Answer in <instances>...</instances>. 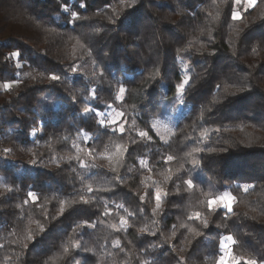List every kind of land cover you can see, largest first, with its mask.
<instances>
[{
    "label": "trees",
    "instance_id": "16d2710c",
    "mask_svg": "<svg viewBox=\"0 0 264 264\" xmlns=\"http://www.w3.org/2000/svg\"><path fill=\"white\" fill-rule=\"evenodd\" d=\"M80 3H86V10L75 7ZM68 4L88 19L65 23L70 14L66 17L58 11V0H0V82L23 81L11 92L0 89V149H13L6 160H0V185L13 189L0 195V245H4L0 247V264H45L46 260L52 264L50 258L70 239L73 228L83 221L101 220L103 223H97L94 229L79 228L72 240L95 248V254L74 253L68 264H113L114 260L122 264L125 258L126 264H181L182 256L183 264H214L220 239L229 234L237 240L233 249L237 254L264 256V0H257V6L236 21L231 18L232 0H143L135 11L120 13L127 15L122 25H109L105 17L112 15L111 7L104 11L106 4L119 8V0H68ZM76 37L92 52L76 48L79 67L73 73L75 40L71 38ZM182 48L187 51H177ZM17 50L20 60L5 62L8 54ZM17 63L22 65L19 69ZM156 66L161 68V76L146 81ZM101 70L106 79L97 83L92 73ZM49 73L61 76V80H49ZM184 75L191 82L180 103L174 85ZM117 80L128 89L124 101H114ZM248 86L250 91H237ZM89 89L96 91V99H85ZM73 96L77 97L75 103ZM214 100L223 103L213 107ZM109 103L127 113L123 134L100 129L97 117L84 113L87 107L105 111ZM201 111L206 123L199 120ZM133 118L138 129L156 120L161 135L174 131L175 136L167 145L155 133H150L152 142L140 140L128 128ZM216 127L220 131L206 143L218 151L204 153L203 167L191 170L185 153L202 145L188 142L186 137ZM78 134H86L88 141L77 140ZM132 140L137 143L131 144ZM74 142L96 150L94 158L81 157L89 165L107 163L101 157L105 145H111V150L114 143H129L130 147L125 163L113 173L103 167L81 168L65 159L77 154L72 148ZM33 153L39 158L36 165L29 163ZM167 155L176 159L164 163ZM141 160L148 167H141ZM149 168L153 169L151 173ZM169 169L179 177L176 182L188 179L191 170L197 187L176 196L175 183H161L168 197L163 201V215H153L155 185L146 178L151 175L162 181ZM87 184L112 191L88 194L95 197L93 202L77 204L62 217L51 219L59 210L60 200H79L86 194L82 189ZM243 184L254 187L245 193L238 187ZM145 185L150 186L149 198L141 202ZM225 189L237 197L233 215L225 218L223 210L206 213L207 229L199 221L187 220L191 211L199 210L204 192ZM28 191L37 194L49 219L31 202L22 209L16 207L27 198ZM105 204L112 214L102 217ZM117 204L134 215L126 231L113 233L105 225L125 215ZM37 222L48 230L25 249L26 230L31 228L37 234ZM188 227L199 228L201 236L193 240ZM117 237L125 249L123 254L112 247ZM13 240L20 243L13 244Z\"/></svg>",
    "mask_w": 264,
    "mask_h": 264
},
{
    "label": "snow or ice",
    "instance_id": "6c2138e0",
    "mask_svg": "<svg viewBox=\"0 0 264 264\" xmlns=\"http://www.w3.org/2000/svg\"><path fill=\"white\" fill-rule=\"evenodd\" d=\"M215 2V0H213ZM143 0H119V8L113 7L111 5H105V10L107 8L111 7L112 15L106 16L105 18L108 20L109 25H117V24H124L127 20V15H121L120 13L125 10H132L135 11L137 6L139 4H142ZM254 6H257V0H232L231 4V18L233 21L240 20L243 13H246L249 9H252ZM74 6H70L68 4V0H58V11L62 14H64L66 17L68 14H70V18H66L65 23L67 24H75L77 21H81L84 19H88L87 17H81L79 14V11L72 10ZM78 9L86 10L87 5L86 3H80L78 6ZM100 10H98L99 12ZM130 15V13H128ZM218 18V17H217ZM128 23H132V21H128ZM204 34V30H201V35ZM209 35H212L211 30H209ZM75 40V43L72 45V54H73V64L71 66V71L73 73L78 72V65L76 64V57H75V51L76 48L79 47L82 50L87 51L89 54H91L92 49L88 47V45L83 42L79 37L71 38ZM178 52H186L187 49H178ZM255 51V49H254ZM214 54V53H213ZM21 58V52L19 50L13 51L8 54L6 57V61H12L17 60L19 61ZM95 63V61H93ZM22 65L20 63L16 64V68H20ZM186 69L189 67L188 65L184 66ZM161 68L159 66H156L153 71H150L148 73V76L146 77V81H156L158 77L161 76ZM92 76L97 78V83H102L106 79L105 72L101 70L99 73L93 72ZM114 76V74H113ZM33 80L36 79L35 76L32 77ZM48 79L51 81H60L61 76L56 75L54 73H49ZM23 81L19 79L6 81L3 83L2 88L5 91L11 92L14 85H19ZM190 77L188 75H184V77L181 79V81L174 85L178 100L180 103H183V95L186 92L188 86L190 85ZM110 87H113L112 81H108ZM115 96L114 101H124L126 93L128 89L126 88V84L117 80L115 84ZM151 87V85H149ZM217 89L220 88V85L218 84L216 86ZM143 90V89H142ZM251 87L248 86L244 89H238L237 91H250ZM96 99V91L94 89H89V96L85 97V99ZM73 103L76 102L77 97L73 96L71 97ZM223 101L220 100H214L212 101L213 107L216 105L222 104ZM105 107L108 109V111L99 110L95 107H87L84 109L85 114L92 113L97 117L96 123L100 129L108 130L110 129L113 134H115L117 131L121 134L126 132V122H127V113L125 110L117 109L113 106V103H109L105 105ZM133 110H135L133 106ZM210 113H213L212 109L208 110ZM200 121L207 122L205 120V113L204 111H201ZM123 121V122H122ZM158 121L153 120L146 128L144 129H138L137 128V120L133 118L132 124L128 126L129 129L136 132V135L139 137L140 140H147L149 142H152L154 140L153 135L150 133H155L156 136L159 138L160 141H162L165 145H167L170 142V139L172 136H175L174 131H168V135H161L160 129L158 127ZM164 128L168 130L169 126L167 124H164ZM220 131L219 127L211 128V129H202L198 135H193L190 137H186V141L201 144L202 146H198L192 149L191 152L185 153V156L189 158L188 162L191 165V170L200 169L203 167L202 160H203V154L208 153L212 154L217 152L218 150L216 148H210L208 147V143L211 140V136L214 133H218ZM63 139H68V137H63ZM89 137L85 134L83 136H80L78 134L77 140L87 142ZM137 143L136 140H132L131 144ZM50 146V145H49ZM130 144L129 143H114V150H111V145H105V151L101 153V157L107 161L105 165H96L91 164L89 165L88 161L86 159H82V156H87L90 158H94L95 156V149H84L80 147L79 143H73L72 148L76 150V155L72 156L69 155L65 159L68 161H75L81 168H97V167H103L106 168L109 172L117 173L119 171V168L125 163V157L126 154L129 151ZM11 147H4L0 149V152H2V155H0V160H6L7 156L12 152ZM31 151V149H29ZM220 151H224V149H220ZM34 158L29 162L31 165H36L39 162V158L36 157V154L33 153ZM176 157L173 155H167L163 158L164 163H170L174 161ZM141 167H148L147 162L144 160L140 161ZM184 165H181V168H183ZM191 170L189 172V178L184 179L182 182H176L179 177L172 174L171 170L169 169V174L163 175V180H155L151 175H149L146 179L152 181V185H155V191L152 194V199L154 200V207H152L151 211L153 215H163L164 209H163V201L168 197L167 191H165L160 185L168 184L169 182L175 183V192L174 195L181 196L182 190L183 192H192L196 189L197 185L195 183L196 177L191 175ZM75 171V170H73ZM148 171L151 173L153 169L149 168ZM179 172V170H177ZM91 175V173H90ZM143 183V181H142ZM182 185L186 186L183 187ZM0 187L3 188V192H0V195H4L5 193H11L13 191L12 188H10L8 185H0ZM146 191L143 195H140L139 199L141 202H145L149 198V192L147 191V188L150 187L149 185H145ZM243 192L247 193L250 189L254 187V185L251 184H243L239 185ZM82 191H85V195H80L79 200H60L59 202V210L56 213L55 217H51V219L55 220L58 217H62L65 212L69 209H72L77 204H89L93 202L95 197H89L88 194H92L97 191H112L111 188H93L92 184H87ZM203 199L199 201V210L191 211L188 216V221H199L200 225L204 229L209 228V220L206 218L207 214H218L219 211L223 210L225 211V218H228L230 215L234 214L233 211V205L237 202V197L232 195L231 191L225 189L223 192H216V193H203ZM7 198V197H6ZM39 197L36 193L33 191H28L27 198L23 201L22 204H17L16 207L22 209L24 206L31 204L36 208L40 209L44 213V218L49 219V214L47 212V209L43 204H40ZM117 209H123L125 215H122L119 217L118 222L116 223H109L105 226L110 229L113 233H119L121 231H126L129 227V218H131L134 213L129 212L127 208L124 207L123 204H117ZM144 210L141 209V212ZM111 208L108 204L104 205V211L100 213L102 217H107L111 215ZM97 223H103V221H97V222H89V221H83L80 224H78L75 228H73V234L70 237V239L66 242H64L61 245V248L57 255L55 257L50 258V261L52 264H59L60 261H64L65 264H68V262L73 258L74 253L78 252H85V253H92L95 254V248L92 247H83L82 241L72 242V240L75 238V235L77 234V230L79 228L83 227H91L95 228ZM155 223V221H153ZM38 226V233L33 234V231L31 228H28L26 230V235L24 236V240L27 241V243H23L22 247L27 249L29 247L30 243H34L37 240V236L39 235L40 238H43V234L47 232V228L45 225L40 224L37 222ZM181 228L185 227L184 224L180 225ZM173 229H175V225H173ZM141 234L144 233V229H141ZM187 231L193 236V240H195L196 237L201 236V231L197 227H188ZM152 235H155V233H151ZM173 236H175V231H173ZM107 239V238H105ZM193 240H189L188 243L192 244ZM13 244H19V240H13L11 241ZM237 245V240L233 237V235L229 234L227 236H222L220 239V246H219V254L215 258L214 264H264V256H260L257 258L255 255H243V254H237L234 252V246ZM4 245H0V247H3ZM103 247V245H101ZM112 247L114 249L119 250V254H123L125 249L122 246V242L119 237L112 240ZM184 249H181L183 251ZM108 256H113L112 252L107 253ZM19 260V257H17ZM127 258H125V262H122V264H126ZM185 260V257H180L181 264H183ZM45 264H50L49 261H45ZM113 264H117V262L114 260ZM140 264H147V261H141Z\"/></svg>",
    "mask_w": 264,
    "mask_h": 264
},
{
    "label": "rangeland",
    "instance_id": "374dc122",
    "mask_svg": "<svg viewBox=\"0 0 264 264\" xmlns=\"http://www.w3.org/2000/svg\"><path fill=\"white\" fill-rule=\"evenodd\" d=\"M2 85H3V83L0 82V89H2ZM105 111H108V109H106Z\"/></svg>",
    "mask_w": 264,
    "mask_h": 264
}]
</instances>
